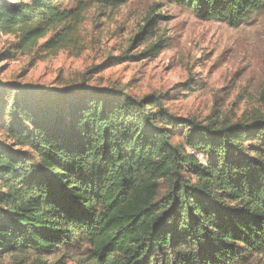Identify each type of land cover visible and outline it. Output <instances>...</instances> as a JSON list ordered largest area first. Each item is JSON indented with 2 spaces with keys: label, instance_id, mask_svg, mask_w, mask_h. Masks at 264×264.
Returning <instances> with one entry per match:
<instances>
[{
  "label": "trees",
  "instance_id": "obj_1",
  "mask_svg": "<svg viewBox=\"0 0 264 264\" xmlns=\"http://www.w3.org/2000/svg\"><path fill=\"white\" fill-rule=\"evenodd\" d=\"M130 1L0 0V34L23 53L45 40L40 48L56 56L81 45L90 7ZM166 1L232 28L264 13V0ZM165 100L113 88L0 92V254H29L36 264H65L41 260L59 253L75 254L76 264L264 256V118L203 124L173 115ZM179 128H187L184 147L172 141Z\"/></svg>",
  "mask_w": 264,
  "mask_h": 264
},
{
  "label": "rangeland",
  "instance_id": "obj_2",
  "mask_svg": "<svg viewBox=\"0 0 264 264\" xmlns=\"http://www.w3.org/2000/svg\"><path fill=\"white\" fill-rule=\"evenodd\" d=\"M153 15L156 22L149 23ZM80 31L81 45L56 56L40 48L45 40L23 53L14 37L0 34V92L14 85L113 88L135 99L165 96L173 115L203 124L208 118L231 125L264 118V13L232 28L166 0H131L114 9L90 7ZM154 45L157 50L141 57ZM186 135L187 128L173 130V143L184 147ZM166 191L162 182L161 195ZM36 258L0 254V264H36ZM78 259L61 253L41 258L65 264ZM251 264H264V256Z\"/></svg>",
  "mask_w": 264,
  "mask_h": 264
}]
</instances>
